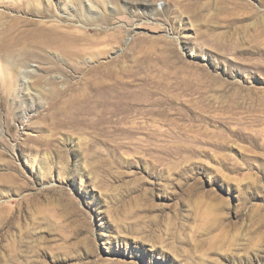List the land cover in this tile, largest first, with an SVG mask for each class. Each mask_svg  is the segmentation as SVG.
I'll list each match as a JSON object with an SVG mask.
<instances>
[{
  "label": "rangeland",
  "instance_id": "obj_1",
  "mask_svg": "<svg viewBox=\"0 0 264 264\" xmlns=\"http://www.w3.org/2000/svg\"><path fill=\"white\" fill-rule=\"evenodd\" d=\"M66 1L82 54L0 85V264H264V0ZM114 85L142 106L102 123Z\"/></svg>",
  "mask_w": 264,
  "mask_h": 264
},
{
  "label": "bare ground",
  "instance_id": "obj_2",
  "mask_svg": "<svg viewBox=\"0 0 264 264\" xmlns=\"http://www.w3.org/2000/svg\"><path fill=\"white\" fill-rule=\"evenodd\" d=\"M85 1L78 0L79 4L75 6L76 9H73L74 7L69 1H66L67 4L63 5V9L74 12L73 21L85 23L86 19L94 20L98 15V13L95 14V5L85 3ZM37 2L38 0H30L25 9L29 14L42 18L41 20L18 17L0 32V37L3 38V45L0 47V60L3 59L9 63L8 72L2 71L3 74L0 78V85L4 88L5 94L21 95L16 87L22 88L21 90L29 89L27 77L38 71L27 61H41L42 64H47V66L45 65L47 68L52 69L55 65L48 60L47 51L65 54L72 59H76L82 54L78 45L87 38V34L77 30L81 27L74 30L71 24H58L57 20L44 21V15L49 14L50 17H55L56 11L52 7L45 8L38 2L39 6ZM13 65L20 67L18 73L13 70ZM115 86L101 90L98 96L93 97L96 101L95 109H100L103 117L102 123L113 118L122 122L134 114L135 108L140 109L142 106L136 103V100L131 103L132 98L128 95L126 86L118 85L119 90L115 89ZM104 98H106L105 101L102 100ZM123 105H125L124 108H119Z\"/></svg>",
  "mask_w": 264,
  "mask_h": 264
}]
</instances>
